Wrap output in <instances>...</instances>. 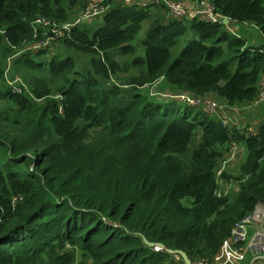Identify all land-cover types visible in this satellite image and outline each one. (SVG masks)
Returning <instances> with one entry per match:
<instances>
[{
    "label": "trees",
    "instance_id": "1",
    "mask_svg": "<svg viewBox=\"0 0 264 264\" xmlns=\"http://www.w3.org/2000/svg\"><path fill=\"white\" fill-rule=\"evenodd\" d=\"M111 1L58 39L90 55L82 69L50 52L55 41L34 47L50 31L34 36L32 22H68L85 0H0V264H184L143 237L211 263L263 202L264 115L246 134L138 88L162 81L175 94L251 104L264 76V0H209L233 26L254 27L258 45L223 22L174 18L164 3ZM118 54L131 57L121 71L137 69L123 84L109 82ZM10 59L29 92L6 80ZM232 142L246 154L237 176L222 172L238 181L223 196L216 171Z\"/></svg>",
    "mask_w": 264,
    "mask_h": 264
},
{
    "label": "built area",
    "instance_id": "2",
    "mask_svg": "<svg viewBox=\"0 0 264 264\" xmlns=\"http://www.w3.org/2000/svg\"><path fill=\"white\" fill-rule=\"evenodd\" d=\"M127 4H135L146 7L148 5H156L160 2H163L169 8L170 14L172 17L181 19L184 17H199L201 19L210 21L212 23L223 22L226 27L230 28L231 22L226 20L223 16L214 12L212 5L209 0L201 1V6L190 10L187 8L183 1H168V0H123ZM208 3V4H206ZM108 9L107 0H86V6L84 10L80 13L79 16L74 18L69 22L62 23L61 26L56 23H51L50 21L44 18L35 19L32 22V27L34 28V36L38 35V29L44 28L50 31V34L34 47L44 46L53 43L54 41L60 39L64 35L68 34V31L76 25H79L83 22L90 21L93 18L99 17L106 12ZM49 28V29H48ZM259 93L256 99L251 103L252 106H259L264 103V80L259 81ZM169 97L172 100H177L179 102L191 105V106H200L210 114H217V111L222 109V105L212 99L200 98L189 93H179V94H170ZM223 124L228 125L227 120H222ZM246 134H255V131L251 128L244 130ZM237 146L232 145L228 152V159L234 158L237 154ZM223 169L218 168L216 171V176L219 177L222 174ZM251 223L258 224V230L255 232L250 248L257 251V258L260 261H264V208L260 205L256 206L254 211L240 220L232 231L231 236L224 242L219 252L214 256L211 263L206 259L200 258L194 261L192 264H213L215 261H220L223 258L231 261L232 258H242V253L238 250L241 249L240 246H235L229 248L228 244L233 238L234 244L242 243L246 241L247 235V226ZM229 248L230 250H227ZM174 257L179 260L178 255Z\"/></svg>",
    "mask_w": 264,
    "mask_h": 264
},
{
    "label": "rangeland",
    "instance_id": "3",
    "mask_svg": "<svg viewBox=\"0 0 264 264\" xmlns=\"http://www.w3.org/2000/svg\"><path fill=\"white\" fill-rule=\"evenodd\" d=\"M86 1V0H85ZM108 1V0H107ZM84 2V0H83ZM110 2L113 3V1L110 0ZM194 3V0L191 2ZM85 4V2H84ZM108 4V2H107ZM159 4H163V2H160ZM208 4V3H206ZM157 5V4H156ZM185 5L187 6V4L185 3ZM86 4L85 5H81L79 8H74V13L71 16V20H73L74 18H76L77 16L80 15V13L84 10ZM201 6V2H199L197 4V6L195 8H198ZM109 8V5H108ZM160 7H155L156 9H159ZM188 9L193 10L195 8H190L187 6ZM108 10V9H107ZM106 10V12H107ZM105 12V13H106ZM104 13V14H105ZM103 15V14H102ZM97 18V19H101ZM68 21V22H69ZM59 26H61V24H59ZM240 31H241V36L245 37L247 40H252L253 45H258L259 43L263 42V38L260 36V33H258V31H256L254 29V27L251 26H244V27H240ZM256 34L259 38L256 37ZM141 38H143V32H140V34L138 35L136 41H135V47H138L139 49V45H140V40ZM33 44H36V42H34ZM32 44V45H33ZM31 43H29L26 47V49L23 51H27L29 49ZM54 48L50 51L51 53L54 54H60V56L64 55V53H68L69 55H71L78 68H82V69H88L90 67V55L89 54H85V53H77L71 49H66L62 43H60L58 40H56L54 42ZM139 52V51H138ZM115 53H117V50L115 51ZM131 57L130 56H122V55H117V57L115 58V60L117 61V63L119 64V75L114 76V75H110V83H125L126 78L131 75V74H137V69L134 68L133 66H131L130 71H121V69L124 67L125 63L130 60ZM19 69V68H18ZM16 69L12 64H11V59L7 61L6 64V68H5V78L6 80L9 82V84L11 85L12 88L16 89L17 91H20L18 85L20 84L22 86V88L24 90L28 91V82H27V77L24 75V73L22 72L21 69ZM262 80H264V77L262 78ZM128 85L124 86L127 87ZM127 90H130L129 88H127ZM138 90H141L142 94H147V96L151 99L152 102L154 103H166V102H173V100L169 97L170 94H175L173 93L169 88H167V86L162 82V81H158L152 85L149 86H143L141 88H138ZM160 93V94H159ZM162 97H161V96ZM160 96V97H158ZM208 99V98H207ZM212 99L218 103H220L222 105V109H220L219 111H217V115L219 116L222 120L226 119L227 123L232 125V116H238L241 117V121H244L245 124L243 126V130H248V128H251L252 130L255 131L256 129V125L258 124V118L262 117L264 115V103L260 104L259 106L255 107L252 106L251 104H247V105H242V106H228L227 104H225V102L218 100L215 97L209 98ZM178 103V102H177ZM182 103V102H180ZM256 125H255V124ZM224 160L221 161V163L219 164L218 168L221 166L222 162ZM224 172V171H223ZM230 174H234V172H231ZM184 203H188L187 200L183 199L182 200Z\"/></svg>",
    "mask_w": 264,
    "mask_h": 264
},
{
    "label": "crops",
    "instance_id": "4",
    "mask_svg": "<svg viewBox=\"0 0 264 264\" xmlns=\"http://www.w3.org/2000/svg\"><path fill=\"white\" fill-rule=\"evenodd\" d=\"M192 1L193 0H185L184 3H186L187 6L190 8H195L199 2L205 1V0H194V3H191ZM229 29L232 33H236V34H240V35L242 34L240 31V28L233 26L232 24H230ZM256 37L259 38L257 36V34H256ZM263 77L264 76H262V78ZM262 118H263V116L259 117L258 121L260 122ZM240 119H241V117L232 116V125L231 126H234L240 130H243V126H244L245 122L241 121ZM259 122H258V124H259ZM255 131H256V129H255ZM233 144L237 146V150H238L237 154L235 155L234 158L228 159L227 156H228L229 151L227 153H225V155L222 158V160H224V161L222 162V164L219 168H222L223 171H226L229 173L234 172L233 176L234 175L237 176L238 166L241 163V161L244 160L246 150H245L244 145L238 144L237 142L236 143L232 142L229 146V150ZM221 176H222V174L219 177H217L218 186H219L218 194L224 196V195H232L233 193H235L238 189V186H237L238 181L223 179ZM259 205H260V207L264 208V201L260 202L258 204V206ZM257 230H258V224L257 223H251L247 226V235H246V241L245 242L238 243L235 245L233 242V238L230 240V242L228 244L229 248H232L235 246H240L241 249L238 251H240L242 253V258H232L231 261H228V259L223 258L220 261H215L213 264H242L246 259L249 260L250 264H262V262L257 258L258 257L257 251L250 248V244L252 242L253 236ZM229 248H227V250H230Z\"/></svg>",
    "mask_w": 264,
    "mask_h": 264
},
{
    "label": "water",
    "instance_id": "5",
    "mask_svg": "<svg viewBox=\"0 0 264 264\" xmlns=\"http://www.w3.org/2000/svg\"><path fill=\"white\" fill-rule=\"evenodd\" d=\"M264 201V199H263ZM143 241L151 246V247H155V249H164L165 251H167L168 253L172 254V255H178L181 260L183 261L184 264H192L191 260L188 258L187 254L182 251V250H171V249H168L166 248L164 245L160 244V243H152V242H149L146 238L143 237Z\"/></svg>",
    "mask_w": 264,
    "mask_h": 264
}]
</instances>
